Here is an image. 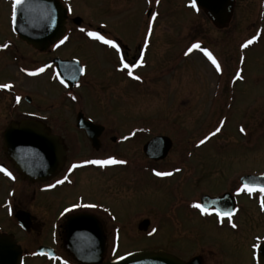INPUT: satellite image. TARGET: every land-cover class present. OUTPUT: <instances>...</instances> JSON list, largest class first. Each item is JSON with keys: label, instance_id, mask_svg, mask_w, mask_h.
Returning <instances> with one entry per match:
<instances>
[{"label": "flooded vegetation", "instance_id": "1", "mask_svg": "<svg viewBox=\"0 0 264 264\" xmlns=\"http://www.w3.org/2000/svg\"><path fill=\"white\" fill-rule=\"evenodd\" d=\"M2 1L11 3L13 12L11 13L12 37L0 36V85H12L10 89L0 88V192H4L7 184L10 185L8 194L0 203V209H9L15 223L10 222V225L6 222L7 226L0 223V232L14 237L17 241V245L22 250L23 264H65V262L67 264H83L73 256L71 249L68 247L66 228L72 217L79 215L91 216L98 222L105 239L102 264L113 262L120 257L118 247L121 243V231L126 230L127 226L131 230H135L136 235L149 236L152 231H158L157 226L153 227L154 220L147 217L145 215L147 213L142 211L141 207L131 211L134 214L130 220L131 222L126 223L119 220L115 209V202L120 195L119 183L126 181L125 174L129 177V171L134 172L137 170L145 171L146 176L154 175L163 179V176L156 175V172H163V163L170 155L174 142L166 135H156L141 144L142 158L135 159L133 156L123 155L120 150H124L128 145L130 146L133 139L139 135L137 133L141 132L146 135L150 134L151 130L147 127L136 131L131 129L129 133H123L120 136L119 134L122 133L117 131L113 123V127L103 123L100 120L103 117L98 118L95 115L99 113L98 108L94 109L93 102L83 94L84 89L92 87V81L95 78L89 76V65L84 58L77 54L64 55L63 50L72 47L71 44L74 39L82 38V42L90 43L94 48L99 49L97 58L108 69L109 81L117 80L118 84L121 83L125 87L137 82L140 87H144L149 85L148 82L152 81V77H155L158 82L154 84L159 83L163 88V69L166 68L165 65L163 67V55L158 56V63L152 62L155 46L158 43L163 44V30H159L161 28L160 24L163 23L160 1L146 0L144 2L145 10L139 19V21H142L143 30L141 24H139V29L135 30V24L138 20H135L133 16L130 17L129 22L123 20L124 22L120 24V27L126 23L133 25L131 35L126 38L118 34V26L115 27L116 30L111 31L104 22L96 26L92 24L95 21V16H92L91 22L87 24L74 9V0H59L65 10V32L57 42L52 43L44 50L36 49L21 40L12 25L15 0ZM231 3L229 21L224 28L231 26L239 2L238 0H231ZM248 6L250 4L243 5V7ZM196 7L198 6L196 5ZM255 7L252 14L246 15V18L244 17V20L249 19L251 16L254 17V13L255 22L252 24L253 27L249 35L240 41L237 48L236 68L230 79V82H236L235 84L246 83L247 81L244 75L246 74L245 67L249 51L264 46V0H258ZM198 10L203 12L206 18L215 25L208 13L199 7ZM245 12L247 13V11ZM152 17H155V19L153 20ZM77 19H81L80 25H77ZM89 31L100 32L106 38L114 39L119 44V48L107 45L103 41L89 36ZM188 37L186 36L184 39L188 40ZM182 38H179V44L183 46L181 57L186 58L195 52L192 45L195 43L200 44V42L195 41L196 38H193L187 43V41L183 42ZM249 40L253 42L248 47H243ZM24 50L28 52V56H26L28 59L22 53ZM208 51L215 57L212 48L208 47ZM91 54L93 53L91 52ZM122 56L123 61L121 60ZM141 60H143V63H141ZM9 63L16 68L21 78L31 82L29 88L19 85L16 87L13 82L9 83L5 80L4 76L7 73ZM64 63L74 64L66 67L65 75L67 78L66 83L63 84L59 80L60 75L57 76V73H59V67L65 65ZM208 63L213 73H217L215 65L212 61L210 62V58ZM125 64L130 65V67H125ZM76 67H80L83 71H80L77 83H72L73 77L78 72L69 71V68L74 70ZM41 68L44 69L43 72L39 71ZM223 69L225 71V65ZM151 71L154 72L155 76ZM136 76L141 77V79H135ZM263 76L261 77L264 78ZM39 81H45L46 83L39 86ZM109 81L103 86H98L99 95L106 96L108 94L107 88L112 85ZM34 85L50 93V100L40 98L38 94L33 92ZM57 87L59 93L56 95ZM231 87H228V90ZM29 91L32 94L27 93ZM216 100L214 95L211 98L212 103L210 105L217 106ZM57 106L63 107L65 111L56 112ZM228 106L229 99L227 97L223 109H228ZM108 119V121L112 120L109 116ZM24 123L36 125L31 130L32 133L42 132L59 139L60 146L65 152V162L56 175L46 178H27L15 168L12 162L11 149L6 142V134L12 126L17 127L15 128L16 131H22L21 126ZM212 133L216 135L215 131L210 132V134ZM160 136L169 138L172 142V148L167 158L156 161L147 157L144 149L152 139ZM110 158H115L118 162L108 165L91 163V161ZM120 161H126V163H120ZM4 169H7V171H4ZM171 169H167L165 172L172 173V175L180 174L177 168ZM9 172L12 174L11 176L8 175ZM262 175H264V172L244 174L232 181L228 189L219 195L205 194L199 198L193 196L187 203L182 202L178 205L185 206L183 209L195 212L203 223L212 226L219 233H232V237L227 238L225 235V242L213 237L211 239L212 243H204L206 242L205 239L208 240L205 237L202 239L204 242L190 246V243H182L185 235L184 232H181L178 236V242H181L184 251L191 250L189 258H184L183 255L176 254L171 250L163 249V252L174 255L188 264H264V234L262 236L256 235L257 231L260 230H256L254 227L251 228L249 224V221L258 223L260 221L259 216H264V204L261 203L264 200V192H260L258 189L251 192L247 190L244 192L239 191L243 187L242 179L244 177ZM57 181H63V183H57ZM29 187L32 190L27 189ZM80 190H83V192H80ZM205 196L211 198L228 196V199L219 210L225 212L231 210L233 212L232 217L218 215L216 211L218 208L216 207L209 208L207 212L197 208L196 205L202 204V199ZM25 202L29 205V208L32 207L31 210L25 207ZM46 207H48L47 213L44 212ZM34 211L39 215H46L47 221L40 222ZM18 212L30 215L31 223L28 230H24L16 220L15 216ZM145 223H147V229L144 227ZM232 223H235L237 227L233 228ZM180 226L177 227L180 228ZM10 230L13 232H10ZM15 230H19L23 239H19L14 234ZM32 234L41 235V238L34 241L29 238ZM238 234L241 238L245 235L253 236L252 241L246 246L244 254L239 249L241 241L236 243V239H238L236 235Z\"/></svg>", "mask_w": 264, "mask_h": 264}, {"label": "rangeland", "instance_id": "2", "mask_svg": "<svg viewBox=\"0 0 264 264\" xmlns=\"http://www.w3.org/2000/svg\"><path fill=\"white\" fill-rule=\"evenodd\" d=\"M145 1L74 0L73 3L74 9L87 24L95 16L96 22L92 24L96 26L104 22L111 31L118 26L117 33L127 38L131 35L133 25L126 23L120 27V24L123 20L129 22L133 16L138 20L135 30L139 29V24L143 30L142 21L139 19L145 10ZM159 1L163 12V23L159 28L163 30V44L158 43L155 46L152 62L158 63V56L163 55V67H166L163 69V88L159 83L154 84L158 82L155 77L144 87H140L137 82L125 87L118 84L117 80L109 81L108 69L97 58L99 49L82 42V38L74 39L72 47L64 49L63 53L66 56L77 54L89 65V76L95 78L92 87L84 89L83 94L93 102L94 109L98 108L99 113H93L98 118L103 117L100 119L103 123L109 127L114 124L117 131L122 133L120 136L129 133L131 129L136 131L147 127L151 130L146 135L137 133L139 135L131 141L132 144L120 150L123 155L142 158L141 144L156 135H166L174 142L170 155L163 163V172L175 167L180 171L179 175L163 176L162 179L154 175L146 176L143 170L129 171V177L125 174L126 181L119 183L120 195L115 202L119 220L131 222L134 215L131 211L141 207L147 213L145 215L154 220L153 227L157 226L158 231H152L149 236L136 235V231L127 226L126 230L121 231L118 255L166 249L189 258L191 250L182 249L181 242H178L179 233L184 232L182 243H190V246L204 242L202 239L205 237L208 240L205 239L204 243H212L213 237L225 242V235L230 238L233 234L219 233L212 226L203 223L195 212L178 205L187 203L193 196L199 198L205 194L219 195L237 177L252 172H264V78L261 77L264 75V46L256 47L247 54L244 75L246 83H232L230 79L236 68L237 48L240 41L249 35L255 22L254 13V17L245 20L244 17L252 14L258 0H238V7L229 28L213 25L198 10L196 4L193 6L192 0ZM245 4L250 6L243 7ZM12 12V4L0 0V36L12 37ZM186 36H189L188 40L184 39ZM181 37L187 43L196 38L195 41L202 45L199 49L195 48L191 56L183 58V46L179 44ZM208 47L213 49L215 58L221 65L219 70L216 68L219 74L213 73L209 66V57L203 51L208 50ZM22 53L28 59L27 50ZM6 71L4 78L9 83L13 82L16 87L31 86V82L21 78L10 63ZM45 81H39V86L44 85ZM108 81L112 83L107 88L108 94L99 95L98 86H103ZM229 85L232 87L228 90ZM32 90L40 98H50V93L36 85ZM27 93L32 94L30 91ZM57 93L58 87L55 94ZM214 95L217 106L210 105ZM227 97L229 106L228 109H223ZM58 111L65 109L57 106L56 112ZM108 116L112 118L111 121H108ZM217 128L220 129L218 132ZM212 131L216 132L214 137L210 134ZM206 137V142L200 144ZM9 186L7 184L4 192H0V203L8 194ZM27 189L32 190L31 187ZM25 205L28 209L29 205L26 202ZM47 209L48 207L44 210L45 213ZM36 216L40 222L47 221L46 215L38 213ZM259 217L258 223L249 221V224L251 228L260 230L256 235L262 236L264 216ZM14 221L9 209H0L1 224L7 226V223H15ZM14 234L23 239L19 230H15ZM252 237L245 235L241 238L239 234L236 235V243L241 241L239 249L243 254ZM29 238L38 241L41 235L32 234Z\"/></svg>", "mask_w": 264, "mask_h": 264}, {"label": "water", "instance_id": "3", "mask_svg": "<svg viewBox=\"0 0 264 264\" xmlns=\"http://www.w3.org/2000/svg\"><path fill=\"white\" fill-rule=\"evenodd\" d=\"M199 7L207 12L214 24L224 28L229 21L231 0H196ZM16 5V4H15ZM65 10L59 0H24L16 5L13 27L21 40L28 45L44 50L58 41L65 32ZM77 25L81 19L76 20ZM59 67V80L66 83V67L74 63H64ZM80 72L73 77L72 83H77ZM36 125L24 123L20 132L12 126L6 134V142L13 155L15 168L27 178H46L56 175L65 162V152L57 137L42 133H32ZM172 148V142L167 137H156L150 141L144 152L147 157L159 161L167 158ZM264 183V176H247L242 179ZM228 196L211 198L205 196L202 205L207 209H220ZM16 219L24 230L31 223L30 215L18 212ZM147 229V223L144 224ZM68 247L73 256L83 264H102L105 250V239L98 222L91 216L79 215L72 217L66 228ZM98 240V243H97ZM22 250L14 237L0 233V264H22ZM105 264H188L178 257L166 252H136Z\"/></svg>", "mask_w": 264, "mask_h": 264}, {"label": "snow or ice", "instance_id": "4", "mask_svg": "<svg viewBox=\"0 0 264 264\" xmlns=\"http://www.w3.org/2000/svg\"><path fill=\"white\" fill-rule=\"evenodd\" d=\"M157 2H158V0H157ZM15 3H16V5H21V4L24 3V0H15ZM192 3H193V6H195L196 0H192ZM152 19L154 20L155 17H152ZM88 35L91 36V37H94V38H96V39H98L100 41H103L107 45H112L115 48H119V44H117L114 39H108V38H106V36L101 35L100 32L89 31ZM149 35H150V33H149ZM65 39H67V38H65ZM252 42H253L252 40H249L247 43H245L243 45V47H245V48L248 47V45L251 44ZM61 43H63V41H61ZM5 47H7V45H5ZM200 47H201V45L199 43H195V44L192 45V48L199 49ZM203 51L207 54V56L211 59L212 63L219 70L221 68V65L216 60V58L213 56V54L210 51H208L207 49H203ZM121 60L123 61V56L121 57ZM141 63H143V60H141ZM125 67H130V65L125 64ZM39 71L43 72L44 69L41 68V69H39ZM69 71L80 72V71H83V69H81L80 67H76L74 70L72 68H69ZM33 75H35V73H33ZM59 75L60 74L57 73V76H59ZM135 79L139 80V79H141V77L136 76ZM11 87H12L11 84H2V85H0V88H9L10 89ZM17 99L19 100V98H17ZM73 99H75V97H73ZM219 130L220 129L217 128L216 131L218 132ZM241 131H244V129L241 128ZM212 135H215V133H212ZM207 139H208V137H206L205 139L201 140L200 144H204ZM117 162L118 161L115 158H110V159H107V160L91 161V163L100 164V165L115 164ZM120 163H126V161H120ZM4 171H7V169H4ZM8 175L11 176L12 174L9 172ZM156 175H158V176H168V175H172V173H169V172H156ZM249 181H250V178H249V180H245L244 181L243 187H241L239 189L240 192H244L245 190L251 192L254 189H258L260 192H264V183H258V182H255V181L249 182ZM57 183H63V181H57ZM261 203L264 204V200H262ZM196 207L204 210L205 212L208 211V209L202 204H197ZM216 211H217L218 215H220L222 217H229L230 218L233 215V212L231 210L225 212V211L217 209ZM232 227L236 228L237 225L235 223H232ZM65 264H67V262H65Z\"/></svg>", "mask_w": 264, "mask_h": 264}]
</instances>
